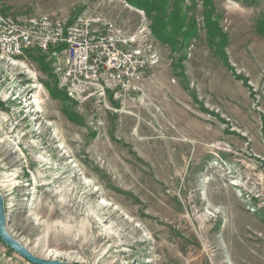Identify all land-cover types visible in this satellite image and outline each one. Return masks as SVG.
<instances>
[{"label": "rangeland", "instance_id": "obj_1", "mask_svg": "<svg viewBox=\"0 0 264 264\" xmlns=\"http://www.w3.org/2000/svg\"><path fill=\"white\" fill-rule=\"evenodd\" d=\"M211 1L215 36L203 0L180 3L177 32L170 1L172 45L152 28L156 10L128 0H0L13 18L87 10L149 29L157 53L133 83L79 100L60 53L0 52V192L9 230L34 254L264 264V0ZM98 210L107 220L95 230ZM0 264L38 263L0 237Z\"/></svg>", "mask_w": 264, "mask_h": 264}, {"label": "built area", "instance_id": "obj_2", "mask_svg": "<svg viewBox=\"0 0 264 264\" xmlns=\"http://www.w3.org/2000/svg\"><path fill=\"white\" fill-rule=\"evenodd\" d=\"M145 30V31H144ZM149 29L127 33L87 10L72 19L50 14L13 18L0 11V52L20 55L38 49L64 57V84L76 99L107 87L131 84L157 61Z\"/></svg>", "mask_w": 264, "mask_h": 264}, {"label": "trees", "instance_id": "obj_3", "mask_svg": "<svg viewBox=\"0 0 264 264\" xmlns=\"http://www.w3.org/2000/svg\"><path fill=\"white\" fill-rule=\"evenodd\" d=\"M133 5H136L140 8H143L148 14L151 13L153 10H156L157 15L153 18V30L154 32L163 40L170 42L172 45H175L177 43V39L175 38L174 34L169 33L166 31L168 20H167V5L172 1V5H175V13L172 17L171 21H174L177 23L176 25V32L182 27V24L185 19V15L180 14L179 5L183 0H128ZM211 0H203V3L206 7V13H205V19L207 22L208 29L210 31V35L215 36L219 31L218 29V23L216 21H213L211 18L212 15V9H209L207 6L211 4ZM174 8V9H175ZM264 22L261 21V24H259V28L264 30ZM196 28L195 21H192L190 26V31L187 33L188 35L193 33Z\"/></svg>", "mask_w": 264, "mask_h": 264}, {"label": "water", "instance_id": "obj_4", "mask_svg": "<svg viewBox=\"0 0 264 264\" xmlns=\"http://www.w3.org/2000/svg\"><path fill=\"white\" fill-rule=\"evenodd\" d=\"M8 216L5 209V199L0 192V237L10 248L17 251L21 256L38 264H81L58 258H44L34 254L8 229Z\"/></svg>", "mask_w": 264, "mask_h": 264}, {"label": "bare ground", "instance_id": "obj_5", "mask_svg": "<svg viewBox=\"0 0 264 264\" xmlns=\"http://www.w3.org/2000/svg\"><path fill=\"white\" fill-rule=\"evenodd\" d=\"M30 132H33V130H30ZM92 193V192H91ZM103 209V206H99V209ZM103 213H106V212H101L100 210L97 211V215L98 216H95V215H89V220H90V224L89 226L90 227H93L95 230L101 226L102 222L103 221H106L107 220V217L105 218V216H103ZM9 224V222H7ZM8 229H9V225H8ZM12 234L16 235L15 233H13L11 231Z\"/></svg>", "mask_w": 264, "mask_h": 264}]
</instances>
